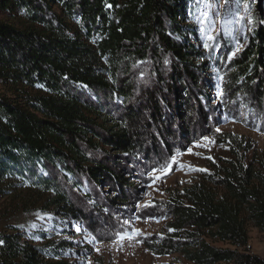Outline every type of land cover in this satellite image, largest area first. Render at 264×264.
Wrapping results in <instances>:
<instances>
[{
    "label": "trees",
    "instance_id": "trees-1",
    "mask_svg": "<svg viewBox=\"0 0 264 264\" xmlns=\"http://www.w3.org/2000/svg\"><path fill=\"white\" fill-rule=\"evenodd\" d=\"M187 2L0 0V15L15 19L0 21V83L10 93H0V183L6 193L22 187L45 195L44 206L55 210L61 224L55 228L64 235L17 228L0 233V264H73L67 260L88 253L77 247L70 227L86 225L70 194L82 189L83 179L118 187L106 209L126 206L134 185L111 163L148 153L152 125L167 130L158 141L149 137L154 149L169 153L170 124L180 125L184 139L197 132L196 116L209 119L207 71L196 64L202 53L192 43L195 31L184 25ZM141 66L153 86L145 90L137 84ZM225 91L231 100L242 98L264 111L261 23L233 62ZM136 100L147 105L144 111L135 108ZM111 111L122 117L114 119ZM212 180L227 198L203 185L171 197L169 235L148 248L158 255L181 254L193 264H264L202 240L207 233L246 248L247 221L264 233V172L231 163Z\"/></svg>",
    "mask_w": 264,
    "mask_h": 264
},
{
    "label": "rangeland",
    "instance_id": "rangeland-1",
    "mask_svg": "<svg viewBox=\"0 0 264 264\" xmlns=\"http://www.w3.org/2000/svg\"><path fill=\"white\" fill-rule=\"evenodd\" d=\"M208 4L211 7H207ZM0 21L14 23L15 19L0 15ZM184 22L186 27L195 31L197 41L192 43L202 53L196 64L203 65L207 71L204 86L208 93L206 108L209 119L200 122L196 116L197 132L184 139L179 132L180 125H167L168 130L174 131L172 138L165 142L172 147L169 153L154 149L149 137L153 136L158 141L165 137L167 130L152 125L148 128V153L144 151L134 156L136 160L133 161L119 158L111 163V167L134 185L135 193L126 206H109L106 209L108 200L114 199L118 193V187L108 182L96 187L92 181L83 179L82 189L76 191L75 195L72 192L70 194L72 201L86 214V225L82 228L72 224L70 227L71 233L78 235L77 247L86 248L88 253L67 260L70 263L193 264L181 254L158 255L147 246V243L157 244L169 235L168 226L172 219L167 205L170 198L179 196L184 189L195 185L207 187L218 198H227L224 188L212 179L224 175L231 163L264 172V111L258 112L254 106L241 101L242 98L231 100L225 91L233 62L249 45L257 25H264V0H227V6L226 0H188ZM209 35L215 38L214 42L207 39ZM205 44L209 47H205ZM146 74L147 69L141 66L137 84L143 89L153 87L147 81ZM0 93L10 95L1 83ZM133 105L140 111H144L147 106L137 100ZM110 114L114 119L122 117L114 111ZM167 116L169 118L168 112ZM98 122L101 124L100 120ZM204 137L214 143H206ZM197 144L204 146L197 147ZM101 146L103 151L110 152L109 148L103 144ZM177 152L180 153L177 160L184 165L183 168L173 164L167 175L154 171L170 163L171 157L176 156ZM101 158L104 156L101 155ZM193 168L207 171H194ZM12 189L13 192L10 191ZM6 190L5 184L0 183V233L17 228L27 229L33 235L45 230L64 237L63 230L55 228L54 224L61 225L54 217L55 210H48L44 206L45 195L22 187L9 188L7 193L4 192ZM246 226L249 236L246 248L240 249L213 240L207 233L202 236V240L220 249L237 250L241 254L258 257L264 263V233L251 221H247ZM134 231L141 233L135 240L115 242L118 233L132 234ZM35 239L38 241V238Z\"/></svg>",
    "mask_w": 264,
    "mask_h": 264
},
{
    "label": "snow or ice",
    "instance_id": "snow-or-ice-1",
    "mask_svg": "<svg viewBox=\"0 0 264 264\" xmlns=\"http://www.w3.org/2000/svg\"><path fill=\"white\" fill-rule=\"evenodd\" d=\"M226 6H227V0H226ZM207 7H211V5L208 4ZM217 7H218V5H217ZM216 14L218 15L219 13L217 12ZM204 15L206 16L207 13H205ZM207 39H208L209 41H213V42H214V39H215V38H214L212 35H209V36L207 37ZM205 47H209V45H208V44H205ZM232 55L234 56L235 53H233ZM217 131H219V129H217ZM203 139H204V141H205L206 143H214V141H211L208 137H204ZM196 146H197V147H201V146H204V145L197 144ZM189 152H191V150H189ZM178 156H180V153H179V152H177L176 156L171 157V161H170V163H167L166 165L161 166L160 169H156V170H154V171H159V172H161L162 175H167L168 172L171 170L173 164H177V165H179L180 168H183L184 165L179 164V161L177 160V157H178ZM208 159H211V157H208ZM192 170H194V171H201V172H203V171H207V170L204 169V168H193ZM157 178H159V177H157ZM147 206H148V205H145V207H147ZM125 223H127V221H125ZM140 234H141V233L138 232V231H134L132 234H127V233H125V234H119V233H118V234H117V241H115V242H122V241H124L125 239H127V240H129V241H131V240H135V239L137 238V236H139ZM97 251H99V249H97Z\"/></svg>",
    "mask_w": 264,
    "mask_h": 264
}]
</instances>
